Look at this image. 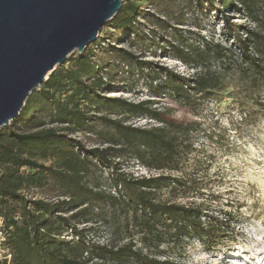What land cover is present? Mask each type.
<instances>
[{"label": "trees", "instance_id": "1", "mask_svg": "<svg viewBox=\"0 0 264 264\" xmlns=\"http://www.w3.org/2000/svg\"><path fill=\"white\" fill-rule=\"evenodd\" d=\"M255 1L238 0L241 5L238 9L251 20L253 28L223 18L225 38L222 44L206 39H201L200 44H188L184 38H177L179 45L172 47V53L185 64L194 66L196 70L190 78L167 70L155 72L148 63L141 65L127 51H115L114 61L127 68L147 67V72L141 71L148 76L149 88L154 93L164 90L168 96L186 104L190 103L192 95L207 96L223 88L224 82L209 69L212 61L221 62L227 54H236L240 65L263 74L264 31L260 28V13ZM136 2L123 4L109 23L120 34L133 33L136 39L132 44L142 39L136 28L137 16L141 13ZM231 5V0H221L222 8ZM154 24L165 31L164 21L157 18ZM153 34L156 33L150 30L143 35L155 42ZM93 56L92 50L78 53L68 67L58 66L41 83L40 89L28 95L13 122L0 128V264H172L167 259L143 254L131 241L109 245L86 238L85 229L77 225L89 221L93 210L100 205H113L116 200L138 216L141 226L151 230L158 225L167 228V232L170 230L171 240L193 236L206 244L219 237V233L225 236L223 227L214 223L212 216L208 217L207 224L202 223V211L198 207L160 202L153 197L154 191L161 190L162 186L182 187L184 182L179 176L134 178L118 171L109 152L127 148L134 151L143 165L172 169L179 152V138L191 129L174 123L164 111L152 107L153 99L124 101L104 97L99 91L105 86L107 75L98 73L100 66ZM159 78L160 83H157ZM90 107L96 112L104 108L118 116L145 115L159 125L139 128L106 115H99L93 121L87 115L86 109ZM46 116L51 123L61 126L44 127ZM99 124L105 130L99 131L101 142L107 144L101 148L85 149L60 132L66 129L94 133V127ZM47 157L58 161V166L46 167L38 163L39 159ZM95 166L109 172L116 195L88 186L84 176ZM24 168H28V172ZM51 182L58 188V198L54 202L29 198L24 192ZM64 210L70 214H63ZM68 232L72 238L64 239ZM161 240L159 236L158 241Z\"/></svg>", "mask_w": 264, "mask_h": 264}, {"label": "rangeland", "instance_id": "2", "mask_svg": "<svg viewBox=\"0 0 264 264\" xmlns=\"http://www.w3.org/2000/svg\"><path fill=\"white\" fill-rule=\"evenodd\" d=\"M128 1L132 0H124L123 4ZM231 2L232 7L222 8L221 0H137L138 10L141 9L140 15L136 14L140 41L132 44L131 41L136 39L134 34H120L117 28L109 25L111 19L102 26L98 38L82 51L92 50L93 59L100 66L98 73L107 75L104 78L106 84L99 91L104 97L124 101L153 99L152 107L164 111L174 123L191 129L179 138V152L172 169L143 165L134 151L127 148L109 152L118 171L134 178L179 176L184 182L182 187L162 186L161 190L154 191L153 197L160 202L198 207L202 211V223L207 224L208 217L212 216L214 223L223 227L225 236L221 237L219 233V237L206 244L193 236L171 240L170 230L167 232V228L158 225L151 230L141 226L138 216L116 200L113 205H100L93 210L94 215L89 221L77 225L85 229L86 238L109 245L131 241L143 254L167 259L172 264H233V261L236 264H264V72L249 70L239 64L236 54H227L221 62L212 61L209 69L224 82L223 88L207 96L192 95L190 103L186 104L168 96L164 90L157 88L154 93L149 88L148 76L142 73L147 72V67L139 69L133 65L127 68L114 61L115 51H127L141 65L148 63L155 72L167 70L190 78L195 73L194 66L185 64L172 53V47L179 45L178 37L187 40L188 44H200L201 39L222 44L224 17L228 22L253 28L251 20L238 9L241 8L238 0ZM255 4L260 13V28L264 31V0H256ZM157 18L165 22V31L154 24ZM150 30L156 33L153 34L155 42L143 35L149 34ZM78 53L74 51L60 65L68 67ZM159 80L156 82L160 83ZM92 108L86 110L93 121L99 115H106L139 128L159 125L145 115L118 116L104 108L99 112ZM46 126L61 125L51 123L46 116ZM100 130L105 131L101 124L94 127V133L66 129L60 132L73 144L79 142L83 148L91 149L107 145L101 142ZM57 162L51 157L38 160L46 167H57ZM24 170L28 172V168ZM110 177L107 170L95 166L85 174L84 180L93 190L102 189L116 195ZM57 191L51 182L24 192L29 198L54 202L58 198ZM64 211L63 214H70L68 210ZM1 235L0 232V239ZM159 236L161 241H158ZM71 238L72 234L68 232L64 239Z\"/></svg>", "mask_w": 264, "mask_h": 264}, {"label": "water", "instance_id": "3", "mask_svg": "<svg viewBox=\"0 0 264 264\" xmlns=\"http://www.w3.org/2000/svg\"><path fill=\"white\" fill-rule=\"evenodd\" d=\"M124 0H0V128L71 53L95 41Z\"/></svg>", "mask_w": 264, "mask_h": 264}, {"label": "bare ground", "instance_id": "4", "mask_svg": "<svg viewBox=\"0 0 264 264\" xmlns=\"http://www.w3.org/2000/svg\"><path fill=\"white\" fill-rule=\"evenodd\" d=\"M263 263V262H262ZM233 264H236V262L233 261Z\"/></svg>", "mask_w": 264, "mask_h": 264}]
</instances>
